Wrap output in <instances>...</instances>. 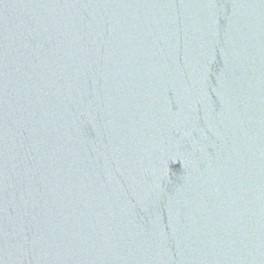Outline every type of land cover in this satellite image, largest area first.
<instances>
[{
	"label": "water",
	"instance_id": "95a60500",
	"mask_svg": "<svg viewBox=\"0 0 264 264\" xmlns=\"http://www.w3.org/2000/svg\"><path fill=\"white\" fill-rule=\"evenodd\" d=\"M0 264H264V0H0Z\"/></svg>",
	"mask_w": 264,
	"mask_h": 264
}]
</instances>
